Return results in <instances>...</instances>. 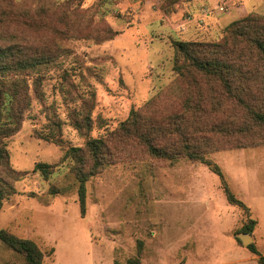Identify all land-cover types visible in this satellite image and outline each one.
<instances>
[{
    "label": "rangeland",
    "instance_id": "374dc122",
    "mask_svg": "<svg viewBox=\"0 0 264 264\" xmlns=\"http://www.w3.org/2000/svg\"><path fill=\"white\" fill-rule=\"evenodd\" d=\"M251 15L264 18V0H0V47L40 61L28 78L22 127L4 140L14 171L5 179L16 193L3 202L0 229L35 242L44 264H126L138 256L142 264H258L238 241L245 213L227 202L215 173L188 159H155L117 133L132 110L180 109L169 89L177 83L175 41H220ZM91 139L108 150L86 183L83 210L78 162L65 151L84 149L88 171ZM232 145L214 143L208 158L264 222V146ZM39 163L52 172L35 170ZM53 187L62 195L50 196ZM258 228L252 237L263 254ZM0 264L26 262L0 241Z\"/></svg>",
    "mask_w": 264,
    "mask_h": 264
},
{
    "label": "trees",
    "instance_id": "16d2710c",
    "mask_svg": "<svg viewBox=\"0 0 264 264\" xmlns=\"http://www.w3.org/2000/svg\"><path fill=\"white\" fill-rule=\"evenodd\" d=\"M173 46L177 83L169 89L181 99L180 109L168 115H156L157 105L132 110L117 131L118 136L138 143L155 159L171 164L188 159L207 166L219 177L227 202L245 213L241 234L253 235L259 219L232 191L221 166L208 155L214 143L234 144L231 149L264 146V18L251 15L233 23L217 42L175 41ZM39 65V60L27 57L20 48L0 47V211L4 200L16 193L5 179V175L14 171L4 140L22 127L30 103L28 78ZM35 82H39L35 94L41 96L39 77ZM180 82L183 86H179ZM87 118L89 120V116ZM75 126L83 131L80 121ZM219 135L225 137L221 139ZM43 138L59 145L63 143L53 135ZM86 150L92 163L88 171L85 170L84 149L65 151L66 157L71 156L78 162L76 173L83 210L86 183L104 166L108 147L105 141L91 139L87 141ZM52 167L39 163L35 170L49 175ZM60 194L62 192L55 187L49 191L53 197ZM0 241L21 255L26 264H44L43 253L32 240L0 229ZM247 248L257 257L258 264H264V255L255 243ZM126 264H142L141 258L130 259Z\"/></svg>",
    "mask_w": 264,
    "mask_h": 264
},
{
    "label": "crops",
    "instance_id": "0c3cea01",
    "mask_svg": "<svg viewBox=\"0 0 264 264\" xmlns=\"http://www.w3.org/2000/svg\"><path fill=\"white\" fill-rule=\"evenodd\" d=\"M260 204L261 205H264V202L262 203L261 201H260ZM252 209H253V211L255 212V214H256V216L258 217V219H259V228H258V230L261 232V234H262V236L264 237V222H263V220H262V216L260 215V214H258V212L255 210V208L252 206L251 207ZM260 215V216H259ZM255 241V240H254ZM262 253H263V255H264V251H262ZM254 260H256L255 259V256H254ZM257 261V260H256Z\"/></svg>",
    "mask_w": 264,
    "mask_h": 264
},
{
    "label": "water",
    "instance_id": "95a60500",
    "mask_svg": "<svg viewBox=\"0 0 264 264\" xmlns=\"http://www.w3.org/2000/svg\"><path fill=\"white\" fill-rule=\"evenodd\" d=\"M239 239H241V241L243 242V244L248 247L249 245L254 243V239L252 237V235H243L241 234L239 236Z\"/></svg>",
    "mask_w": 264,
    "mask_h": 264
}]
</instances>
